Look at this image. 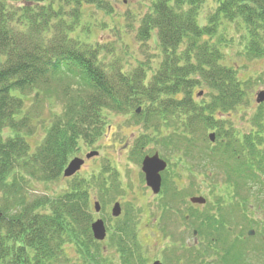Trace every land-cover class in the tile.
Instances as JSON below:
<instances>
[{
	"label": "trees",
	"instance_id": "16d2710c",
	"mask_svg": "<svg viewBox=\"0 0 264 264\" xmlns=\"http://www.w3.org/2000/svg\"><path fill=\"white\" fill-rule=\"evenodd\" d=\"M89 7L113 20L107 0H0V264L147 263L135 219L110 226L105 242L92 236V194L104 206L125 189L112 166L78 173L51 195L34 185L63 179L80 145L105 134L110 114L142 129L132 159L149 144L172 158L162 176L165 198L187 195L171 167L192 176L198 169L212 181L204 184L209 202L188 211L201 238L197 264L210 254L221 264H250L254 250L264 264V219L252 209L264 215V102L253 98L264 88V66L244 65L264 61V0H149L131 19L136 41L152 40L158 53L134 66L91 39ZM95 21L104 31L107 22ZM119 24L113 34L131 27ZM55 99L61 111L45 120L43 104ZM190 186L192 194L204 190ZM249 229L261 243L249 242Z\"/></svg>",
	"mask_w": 264,
	"mask_h": 264
},
{
	"label": "rangeland",
	"instance_id": "374dc122",
	"mask_svg": "<svg viewBox=\"0 0 264 264\" xmlns=\"http://www.w3.org/2000/svg\"><path fill=\"white\" fill-rule=\"evenodd\" d=\"M107 1L111 5L112 10L114 12L113 20L110 15L102 11H97L93 7H89V10L87 11L88 17L85 19L86 22L93 21L96 27V29H94L93 31L91 39L93 41H98L101 44L110 45L114 53L118 56L122 63L125 61L130 62L132 63V66H134V59L144 60L146 59V56H148V58H154L158 53L155 42H153L152 40H150L148 43H140L136 41L135 30L138 24L133 21L134 19H131L133 15L137 14L139 16L143 13V8L145 7V5L148 4L149 0ZM208 14L209 12H206V16ZM117 15L119 19H115ZM95 19L101 22H107V26L104 31L99 29L100 25H97ZM117 20L120 23L119 25L124 26L125 24H131V27H129L128 25L127 29H119L118 35L121 38L118 37L117 34H113V31H111ZM200 23L204 24V21H200ZM235 51L236 48L234 47L229 54L226 53L225 62L227 64L232 65L233 61L235 60ZM242 61L243 60L241 58L236 59V62L239 65L242 64ZM263 63L264 61H246L244 65L247 71L257 72L262 69V67L264 66ZM263 90L264 88L261 85H258L253 91V98L255 99L256 92H260ZM43 106L44 107L41 116L44 119L46 118L45 120L51 118L52 114H59L61 111V103L56 99L53 101V104L45 102ZM110 115L111 116H109V129L108 127L107 130L105 129V134L101 136V138L96 143H94V147H87L81 144L79 152L76 153L73 157L85 159V155L88 152L92 150L98 151V156L85 160V164L80 170V172H82L83 174L80 175H84V173L86 172L90 173L92 171H98L101 166L110 165L119 172V179L123 182L125 186L124 191L121 190L118 194L113 195V200H110V202H106L104 206L98 199L97 194L95 192L92 194L91 201H98L101 205L99 213L94 212V218H101L104 221L106 228L110 229L109 227L112 225V223L118 219L111 217V208L113 207L114 203H120L122 211H127V209L131 210L132 206L138 208L137 205L141 204L139 206L141 210L143 208L145 212L147 207L148 214L145 216V218L142 217V222L139 223L137 228L139 240L143 245V254L145 258L149 261L148 264H152L155 261H159L162 264H166V256L169 257L170 254L167 252V250L164 249L166 248L167 244L169 245L171 243L173 239L171 238V240L164 237V235L159 229L160 222L156 219V217L160 212L156 208V205L160 201V198L157 199L155 196H153L149 189L145 187L144 182L141 181V160L137 162L130 159L133 149L129 150V148L130 146H135V141L140 137L142 129L126 122L124 116L114 114ZM39 128L41 129V127ZM40 132L41 130L39 131V134ZM32 141L33 138L31 139V142ZM157 148L158 149L155 151V145L149 144L148 146L142 149V152L147 155H152L154 154V152H157L160 159L166 162H170V160H172V158L168 154H166L165 150H163L161 145L157 146ZM171 162H173V160ZM169 169L174 172H177L178 177L175 180L177 182L179 191H184L187 194H190L192 191H194V186L190 187V183H200L202 185L201 188L204 190H200L201 193H191V195L189 196L204 197L205 199H208V189L204 187V184H211L212 181L209 182L208 179H206V177L202 175V171H198V169H196L195 171H193V174L195 176H192L190 172H187V170L182 167H177L176 169L171 167ZM196 178L198 181L195 180ZM66 183L67 180L63 178L59 182H55L53 184L45 185L41 183H36L34 185L36 186V190H39L38 192H40L41 194L49 193L51 195L55 194L61 189H64ZM33 193L36 192H34L33 190L29 191V197H33ZM189 196L186 198L187 202L189 200ZM252 209L253 214H255L256 217H258L259 219H264V215L262 214L261 210H255V208ZM179 221L181 225L184 224L183 220ZM181 231H183V233L185 234L184 238L187 239L189 243L194 241L190 230ZM254 241L259 242L260 240L256 236L254 237ZM182 264L185 263L182 262Z\"/></svg>",
	"mask_w": 264,
	"mask_h": 264
},
{
	"label": "water",
	"instance_id": "95a60500",
	"mask_svg": "<svg viewBox=\"0 0 264 264\" xmlns=\"http://www.w3.org/2000/svg\"><path fill=\"white\" fill-rule=\"evenodd\" d=\"M264 101V92H259L257 94L256 102L261 103ZM209 139L211 141L214 140V135L210 134ZM98 155L97 151H92L88 154H86V158L89 159L91 157H94ZM83 160L80 158H74L72 159L67 167L63 171V176L64 177H70L74 175L82 166ZM166 168V163L161 160L158 157V154L153 155L152 157H145L142 161V172L145 175V180L146 184L148 187L151 188L153 194H157L160 191V186H161V176L160 173L164 171ZM193 203L197 204H204L205 199L202 197H194L191 198L190 200ZM94 208L95 211H99V204L97 202L94 203ZM111 214L113 217H118L120 215V206L119 203H115L112 210ZM91 231L93 234V237L97 241H103L106 236V229L104 226V223L102 220L98 219L95 222L91 224ZM253 232H250L252 234ZM153 264H160L159 262H155Z\"/></svg>",
	"mask_w": 264,
	"mask_h": 264
},
{
	"label": "flooded vegetation",
	"instance_id": "af4514ba",
	"mask_svg": "<svg viewBox=\"0 0 264 264\" xmlns=\"http://www.w3.org/2000/svg\"><path fill=\"white\" fill-rule=\"evenodd\" d=\"M84 164H85V162H84ZM175 205H176V208H173L172 209L171 207L172 206H175ZM181 205H182V202H180L179 200H173V201H168V202H158V204L156 205V208L159 210L160 213L158 214V216L156 217V219L157 220L159 218L161 219L162 216H165V217H170V216L175 217V216H178L179 215L178 213L182 210V208L181 209L180 208H177V206H181ZM162 206H165L166 208H162ZM189 209L190 210L191 209H194L193 208V205L191 207H189L188 210ZM133 211L136 212V209L134 208V206H132V209L131 210L130 209H127V211H122V214H121L120 217H122L123 215L126 216V213H131L132 214ZM147 212H148L147 207H146V211L145 212H144L143 208H142V210L140 208V212L139 213H140L141 220H142V217L145 218V216L148 214ZM164 214H166V215H164ZM128 217H129L128 219L131 220V218H130L129 215H128ZM185 217H186V219H188V216H185ZM167 222H168V224H166L164 221H162L160 223V225H159V229L162 232V234L165 233V234H167L169 236H172V235L175 234V231H174V228H175V230L180 235H185L183 233V231H181V230H185V231L188 230V227L186 225H181L180 224L181 226L179 225V226L174 227V224L171 223L172 221L170 222V220H169ZM112 225L114 226V222L112 223ZM194 247H196V243L195 242H194Z\"/></svg>",
	"mask_w": 264,
	"mask_h": 264
}]
</instances>
